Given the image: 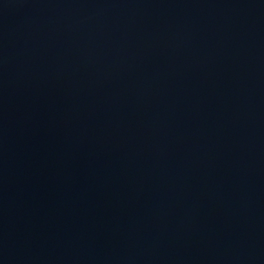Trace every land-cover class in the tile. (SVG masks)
Returning <instances> with one entry per match:
<instances>
[{"label": "water", "instance_id": "water-1", "mask_svg": "<svg viewBox=\"0 0 264 264\" xmlns=\"http://www.w3.org/2000/svg\"><path fill=\"white\" fill-rule=\"evenodd\" d=\"M0 264H264V0H0Z\"/></svg>", "mask_w": 264, "mask_h": 264}]
</instances>
